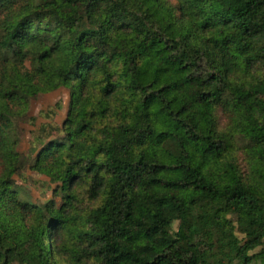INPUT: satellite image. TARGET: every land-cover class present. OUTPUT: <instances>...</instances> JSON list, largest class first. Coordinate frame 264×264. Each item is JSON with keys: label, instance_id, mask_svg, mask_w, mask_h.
<instances>
[{"label": "trees", "instance_id": "obj_1", "mask_svg": "<svg viewBox=\"0 0 264 264\" xmlns=\"http://www.w3.org/2000/svg\"><path fill=\"white\" fill-rule=\"evenodd\" d=\"M61 88L65 120L40 112L19 152ZM26 172L60 205L30 202ZM11 261L264 264V0H0Z\"/></svg>", "mask_w": 264, "mask_h": 264}, {"label": "rangeland", "instance_id": "obj_2", "mask_svg": "<svg viewBox=\"0 0 264 264\" xmlns=\"http://www.w3.org/2000/svg\"><path fill=\"white\" fill-rule=\"evenodd\" d=\"M58 102L61 104V109L56 111V116L53 118V122L60 127L65 120L68 105V91L66 89L61 88L54 92L40 95L31 100L29 116L36 120L34 124L21 125L22 138L18 147L19 152L23 154L28 152L29 142L31 141L33 134L38 131L41 125L45 124L46 121L39 116V113L47 111L49 108H55V105ZM25 177V180L16 179L15 181L17 185L21 186L28 194L30 202L42 205L53 200L56 205H60V198L53 194L56 185L52 184L47 177L35 175L30 172H26ZM10 264H18V262L11 261Z\"/></svg>", "mask_w": 264, "mask_h": 264}]
</instances>
